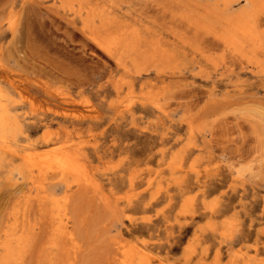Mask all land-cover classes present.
<instances>
[{"label":"rangeland","instance_id":"obj_1","mask_svg":"<svg viewBox=\"0 0 264 264\" xmlns=\"http://www.w3.org/2000/svg\"><path fill=\"white\" fill-rule=\"evenodd\" d=\"M59 1L0 0V264H264V49L219 40L250 4Z\"/></svg>","mask_w":264,"mask_h":264},{"label":"bare ground","instance_id":"obj_2","mask_svg":"<svg viewBox=\"0 0 264 264\" xmlns=\"http://www.w3.org/2000/svg\"><path fill=\"white\" fill-rule=\"evenodd\" d=\"M61 1V0H60ZM59 1V2H60ZM69 1V0H68ZM68 1H66L67 3H68ZM74 1H76V0H74ZM172 1V0H171ZM184 1H186V0H184ZM189 1V0H188ZM188 1H186V2H188ZM207 1H209V0H207ZM206 1V2H207ZM221 1V3L223 4V6L225 7H223L224 8V10H226V9H228V8H231L232 7V5H233V3L234 2H236L237 0H220ZM247 2H248V4H250V8L249 9H247V7H245L246 8V10H244V12L242 11L241 13H238L237 12V10H236V12H237V14L235 15H233V17H228L227 19H228V21L230 22V23H228V24H231V26H229L230 27V29L231 30H229V31H232V34L230 33V35L228 36V38L226 37V34L224 35V36H221L220 38H219V36L216 38V40L219 38V40H221V39H225L226 38V40H227V42H231V43H233L232 45H235V43H238V41H239V48H240V50H238V51H241V52H243V53H241V54H244V52H245V49H246V47H247V44L248 43H250L252 46H253V49H257V50H260L259 48H262V49H264V0H246ZM36 2H37V0H36ZM48 2V1H47ZM52 2V1H51ZM50 2V3H51ZM86 2V1H85ZM190 2H192V3H190ZM194 2H199L198 0H196V1H194ZM193 2V0H191V1H189L188 2V5H189V3L191 4V5H195V3ZM203 3L204 1H200L199 3ZM214 2H216V1H214ZM218 2V1H217ZM241 2V1H240ZM246 2V3H247ZM45 3V2H44ZM55 3V2H54ZM64 3V2H63ZM71 3V2H70ZM73 3V2H72ZM83 3V2H82ZM185 3V2H184ZM183 3V4H184ZM201 3V5L203 6V4ZM41 4V3H40ZM42 4H43V2H42ZM51 4H53V3H51ZM58 4H60L61 5V3H58ZM65 4V3H64ZM63 4V5H64ZM182 4V5H183ZM185 4H187V3H185ZM206 4V3H205ZM217 4V3H216ZM244 4V3H243ZM22 5H25V4H22ZM44 5V4H43ZM48 5V4H47ZM57 5V4H56ZM66 5V4H65ZM74 5V4H73ZM80 5V4H79ZM83 5V4H82ZM82 5H81V7H82ZM86 5V4H85ZM208 5V4H207ZM218 5V4H217ZM46 6V5H45ZM72 6V5H71ZM77 6H78V4H77ZM183 6H185V5H183ZM182 6V7H183ZM198 6H199V4H198ZM197 5H196V7H198ZM201 6V7H202ZM243 6H245V5H243ZM246 6H248V5H246ZM58 7V6H57ZM65 7H67V5L65 6ZM65 7H64V9H65ZM68 7H69V5H68ZM176 7V6H175ZM185 7H187V6H185ZM200 7V8H201ZM212 7V6H211ZM216 7H218V6H216ZM220 7V6H219ZM63 8V7H62ZM71 8V7H70ZM180 8V7H179ZM189 8V7H188ZM193 8H195V7H193ZM205 8V9H204ZM204 8H201V9H204L203 11H206L207 12V10H206V8H207V6L205 5L204 6ZM209 8V7H208ZM239 8V7H238ZM12 9H14V8H12ZM11 9V10H12ZM23 9H24V7H23ZM82 9V8H81ZM90 9V7L88 8V10ZM183 9L184 10H187V9H185L184 7H183ZM199 9V8H198ZM210 9V8H209ZM211 9H214V7H212ZM210 9V10H211ZM232 9V8H231ZM234 9H235V7H234ZM244 9V8H243ZM70 10V9H69ZM68 10V11H69ZM176 10V9H175ZM174 9H173V15L175 16V14L177 15V13H174V12H176ZM189 10V9H188ZM216 10H217V8H216ZM216 10H214L213 12H216ZM230 10V9H229ZM228 10V11H229ZM73 11H74V9H73ZM78 11V10H77ZM77 11L76 12H74V13H77ZM190 11V10H189ZM188 11V12H189ZM199 11H202V10H200L199 9ZM209 11V10H208ZM227 11V12H228ZM12 13H13V11H11ZM19 13L21 12V11H18ZM186 12V11H185ZM191 12L193 13V10H191ZM227 12H226V14L223 16V17H226V15H227ZM234 12V11H233ZM11 13V14H12ZM17 13V12H16ZM16 13H14V16H16V15H18V14H16ZM98 13V12H97ZM179 13V12H178ZM183 13V12H182ZM187 13V12H186ZM194 13H196V11L194 12ZM202 13H205V12H202ZM225 13V12H224ZM229 13H230V11H229ZM71 14V13H70ZM79 14V13H78ZM110 14V13H109ZM199 14H201L200 12H199ZM205 14H211V13H205ZM213 14V13H212ZM219 14H220V12H219ZM74 15V14H73ZM83 15V14H82ZM100 15H103V13L102 14H100ZM112 14H110V16H111ZM178 15H181V14H178ZM177 15V16H178ZM187 15V14H186ZM191 15V18L193 17V15L191 14V13H188V16H190ZM215 15H216V13H215ZM214 15V16H215ZM72 16V15H71ZM80 16V15H79ZM90 16V15H89ZM88 16V17H89ZM97 16V15H96ZM95 16V17H96ZM106 16L108 17L109 15H107L106 14ZM198 16V15H197ZM203 16V15H202ZM219 16V15H218ZM217 16V17H218ZM67 17V16H66ZM73 17V16H72ZM83 17V16H82ZM84 17H86V16H84ZM94 17V18H95ZM102 17V16H101ZM117 17V16H116ZM173 17V16H172ZM181 17H183L182 15H181ZM186 17V16H185ZM199 17H201V16H199ZM210 17H211V15H210ZM81 18V17H80ZM104 18V17H103ZM109 18V17H108ZM119 18V17H118ZM175 19L174 20H177L178 19V17H177V19H176V16L174 17ZM180 18V17H179ZM198 17H195L194 19H197ZM202 18V17H201ZM207 19V21H210L209 19H208V17H206ZM212 18H214V17H211L210 19H212ZM88 19V18H87ZM106 19V18H105ZM181 19V18H180ZM180 19H179V21H180ZM203 19H204V17H203ZM222 19V18H221ZM98 20H99V18H98ZM118 20V19H117ZM181 20H183V19H181ZM198 21L200 20V18L199 19H197ZM213 20V19H212ZM107 21V20H106ZM119 21H120V19H119ZM184 21H186V20H184ZM188 21H191V20H188ZM202 21V20H201ZM201 21H200V23H201ZM214 21V20H213ZM212 21V22H213ZM218 21V20H217ZM216 20H215V22H217ZM15 22V21H14ZM92 22V21H91ZM102 22V21H101ZM104 22H105V20H104ZM110 22H111V19H110ZM115 22V21H114ZM114 22H112V23H114ZM121 22V21H120ZM122 22H124V21H122ZM193 22V21H192ZM195 22H197L196 20H194V22H193V24H191V25H194L195 24ZM206 22V21H205ZM223 22V21H222ZM225 22V21H224ZM10 23H11V21H10ZM100 23V22H99ZM103 23V22H102ZM190 23V22H189ZM189 23H188V25H189ZM197 23H199V22H197ZM202 23H203V25H204V21H202ZM219 23H220V21H219ZM85 24V23H84ZM90 24V23H89ZM97 24V23H96ZM119 24V23H118ZM187 24V23H186ZM206 24V23H205ZM217 24H218V22H217ZM228 24H227V27H228ZM14 25V24H13ZM104 25H107V24H104ZM110 25H114V24H110ZM119 25H121V24H119ZM118 25V26H119ZM183 25V24H182ZM188 25H186V31H188L187 30V28H191V26L190 27H187ZM220 25V24H219ZM218 25V26H219ZM4 26V25H3ZM8 26H10V25H8ZM8 26H6V27H8ZM84 26V25H83ZM108 26V25H107ZM117 26V25H116ZM196 26L198 27V26H200L201 27V24L200 25H197L196 24ZM195 26V27H196ZM14 27H15V25H14ZM13 27V28H14ZM85 27V26H84ZM83 27V28H84ZM96 27H97V25H96ZM113 27V26H112ZM125 27V26H124ZM194 27V26H193ZM206 27V26H205ZM204 27V28H205ZM215 27V26H214ZM86 28V27H85ZM85 28H84V31H85ZM105 28H107L108 29V27H106L105 26ZM104 28V29H105ZM110 28V27H109ZM129 28V27H128ZM185 28H184V30H185ZM203 28V27H202ZM217 28V27H216ZM223 28H224V26H223ZM223 28H222V31H223ZM88 29V28H87ZM122 29V28H121ZM193 29V28H192ZM194 29H196L197 30V28H194ZM208 29V28H207ZM206 28H205V30H207ZM215 29V28H214ZM213 29V30H214ZM220 29V28H219ZM225 29V28H224ZM229 29V28H228ZM89 30V29H88ZM100 30V29H99ZM149 30V29H148ZM156 30V29H155ZM174 30V29H173ZM178 30V29H177ZM184 30H183V32H184ZM196 30H194V32H195V34L197 33L198 34V32H200V31H202V30H200V31H196ZM218 30V29H217ZM104 31V30H103ZM110 31H111V28H110ZM113 31V30H112ZM119 31V30H118ZM157 31V30H156ZM180 31V30H179ZM179 31H172V33H174V32H178V33H180ZM185 31V32H186ZM208 31V30H207ZM100 32V31H99ZM130 32V31H129ZM140 32H142V31H140ZM147 32V30L145 31V33ZM189 32H191V31H189ZM204 32H206V31H204ZM216 32V31H215ZM218 32H219V30H218ZM226 32H228V31H226ZM234 32V33H233ZM89 33H91V32H89ZM105 33V32H104ZM108 33V32H107ZM116 33H118V32H116ZM127 33H128V31H127ZM171 33V34H172ZM182 33V32H181ZM144 34V33H143ZM155 34H156V32H155ZM187 33H185L184 35H186ZM194 33H193V31H192V37H195L194 35H193ZM202 34V33H201ZM207 34H209V32L207 33ZM221 34H222V32H221ZM99 35V34H98ZM151 35V34H150ZM164 35V34H163ZM163 35H162V39L165 37V35H164V37H163ZM174 35V34H173ZM213 35H214V33H213ZM134 36H136V35H134ZM142 36H144V35H142ZM147 36V35H146ZM146 36H145V38H146ZM174 36H176V34L174 35ZM178 36V35H177ZM177 36H176V40H178L179 39V36H178V38H177ZM189 36V33L187 34V36L186 37H188ZM209 36V35H208ZM210 36H211V33H210ZM98 37V36H97ZM152 37V36H151ZM191 37V34H190V36H189V38ZM213 37V36H212ZM211 37V38H212ZM216 37V36H215ZM91 38V37H90ZM126 38V37H125ZM142 38V37H141ZM140 38V39H141ZM157 38V37H156ZM156 38H154V39H156ZM166 38H168V37H166ZM171 38V37H170ZM182 38H184L183 37V35H182ZM182 38H180V40L184 43L185 41H183V39ZM188 38V39H189ZM205 38V37H204ZM210 38V37H209ZM100 39V38H99ZM116 39H118V37H113V40H116ZM174 39V38H173ZM187 40V38H184V40ZM191 39V38H190ZM193 39V38H192ZM191 39V40H192ZM213 39V38H212ZM211 39V40H212ZM215 39V38H214ZM237 39H239V40H237ZM101 40V39H100ZM145 40V39H144ZM147 40H149V38L147 39ZM146 40V41H147ZM167 39H165V41H166ZM205 40V39H204ZM237 40V42H235ZM123 41V40H122ZM125 41H127V40H124V42ZM130 42L132 41V40H129ZM141 41H143V40H141ZM151 41V40H150ZM164 40H162V42H163ZM168 41V40H167ZM175 41V40H174ZM188 41V40H187ZM210 41V40H209ZM214 41V40H213ZM212 41V42H213ZM152 43H153V45L155 44L153 41H151ZM151 42H148V43H150V45L149 46H151L152 47V43ZM156 42H157V40H156ZM205 41H203V43H204ZM207 42V41H206ZM220 41H216V45H218L219 46V43ZM221 42H223V40H221ZM132 43V42H131ZM136 43V42H135ZM134 42H133V45H132V47L134 46V44H135ZM137 43H139V42H137ZM148 43H144V44H146V45H148ZM158 43H159V39H158ZM158 43H157V45H158ZM171 43V42H170ZM169 43V44H170ZM175 43V42H174ZM181 43V42H180ZM210 43V42H209ZM214 43H215V41H214ZM213 43V44H214ZM217 43H219V44H217ZM226 43V42H225ZM230 43V44H231ZM100 44H101V42H100ZM106 44V43H105ZM120 47H121V49H122V45H123V43H121V41H120ZM128 44H130V43H128ZM168 44V43H167ZM179 44V43H178ZM182 44V43H181ZM212 44V43H211ZM210 44V45H211ZM125 45H126V42H125ZM139 45H140V43H139ZM138 45V46H139ZM143 45V44H142ZM165 45V44H164ZM172 45H173V43H172ZM172 45H171V47H172ZM226 46L228 45L227 43L225 44ZM107 46V45H106ZM129 46V45H128ZM138 46H135L136 47V49L138 48ZM159 47H160V45H158ZM170 46V45H169ZM169 46H168V49H170L169 48ZM180 46V45H179ZM178 46V47H179ZM229 46V45H228ZM110 47H113V46H110ZM118 47H119V45H118ZM120 47H119V49H120ZM135 47L134 48H131V49H135ZM151 47H149L148 49H150ZM177 47V46H176ZM176 47H172V49H175ZM181 47V46H180ZM214 48L216 47L215 45L213 46ZM220 47V46H219ZM249 47H250V45H249ZM153 48V47H152ZM152 48H151V50H152ZM154 48H155V46H154ZM153 48V50L156 52V48L154 49ZM205 48V47H204ZM211 49H212V47H210ZM213 48V49H214ZM245 48V49H244ZM109 49V48H108ZM127 49H128V47H127ZM141 49V48H140ZM147 48L145 49L144 48V52H142V53H144L145 54V51H146V54H147V50H148ZM158 49H160V48H158ZM162 50H163V47L161 48ZM160 49V50H161ZM209 49V48H208ZM216 49H218L217 47L214 49V51H217ZM224 49V48H223ZM243 49H244V51H243ZM104 50V49H103ZM123 50V49H122ZM129 50V49H128ZM137 50H139V49H137ZM142 50V49H141ZM140 50V51H141ZM167 50V49H166ZM171 50V49H170ZM105 51V50H104ZM108 51V50H107ZM106 51V52H107ZM130 51V50H129ZM129 51H126L127 53L129 52ZM134 51H136V50H134ZM149 51V50H148ZM154 51H153V53L152 54H154ZM158 51V50H157ZM164 51V50H163ZM173 51V50H172ZM237 51V52H238ZM115 52H116V50H115ZM126 52H125V54H126ZM132 52V51H131ZM171 52V51H170ZM219 52V51H218ZM237 52H236V54H237ZM249 53L250 51H249V49H248V51H246V53ZM252 52V51H251ZM261 52V51H260ZM108 53V52H107ZM123 53V52H122ZM121 53V54H122ZM136 53V52H135ZM135 53H133V54H135ZM157 54H158V52H156ZM202 53H204L203 51H202ZM207 53H209L208 51H207ZM231 53V52H230ZM234 53V52H233ZM109 54V53H108ZM110 54H112V53H110ZM116 54H117V52H116ZM120 54V55H121ZM125 54H123V55H125ZM130 54H132V53H130ZM129 53H128V57H131V55H130ZM143 54V55H144ZM151 54V55H152ZM161 54H162V52H161ZM211 54H213V53H211ZM219 54V53H218ZM223 54H224V51H223ZM264 54V53H263ZM262 54V55H263ZM120 55H118L119 57H120ZM122 55V56H123ZM137 55H138V52H137ZM141 55V54H140ZM220 55V54H219ZM228 56H229V54H227ZM247 55V54H246ZM254 55V54H253ZM112 56H115V55H113L112 54ZM117 56V55H116ZM116 56H115V58H116ZM118 56H117V58H118ZM145 56V55H144ZM147 56V55H146ZM145 56V57H146ZM203 56V55H202ZM205 56V55H204ZM210 57L212 56V55H209ZM215 56V55H214ZM244 56H245V54H244ZM254 56H256V55H254ZM133 57H134V55H133ZM136 57V56H135ZM140 57V56H139ZM216 57V56H215ZM233 57H234V59H235V57L236 56H232V59H233ZM237 57H242L243 58V56H241V55H239L238 56V54H237ZM236 57V61L233 59H229V60H232V61H235V64H237V62H238V64L240 63V61H237L238 60V58ZM246 57V56H245ZM257 57H258V55H257ZM256 57V58H257ZM260 57H261V55H260ZM264 57V56H263ZM262 57V59L261 60H263L264 58ZM117 58H116V60H117ZM121 59H122V57H120ZM132 58V57H131ZM130 58V59H131ZM138 58V57H137ZM203 58H205V57H203ZM253 58V57H252ZM121 59L119 60V61H121ZM144 59V58H143ZM146 59V58H145ZM206 59V58H205ZM217 59V58H216ZM240 60H241V58H239ZM243 59H245V58H243ZM242 59V63H244V60ZM249 59H251V57H249ZM258 59V58H257ZM140 59L138 58L136 61H139ZM212 60V62H213V60H215L214 58L213 59H211ZM259 61H261L260 60V58L258 59ZM118 61V60H117ZM141 61V60H140ZM224 61V60H223ZM226 61V60H225ZM224 61V62H225ZM231 61V62H232ZM245 61H248V57H247V60H245ZM122 62V61H121ZM215 62H217V60L215 61ZM219 62V64H220V61H218ZM222 62V61H221ZM250 62V61H249ZM258 62V61H257ZM262 62V61H261ZM223 63V62H222ZM221 63V64H222ZM226 63V62H225ZM227 63H229L228 61H227ZM233 63V62H232ZM242 63H240V64H242ZM256 63V62H255ZM215 64V63H214ZM217 65H218V63H216ZM234 65V64H233ZM232 65V66H233ZM259 66H261V68H262V65H259ZM228 67V66H227ZM227 67H226V69H227ZM224 67H222L221 69H223ZM230 68V67H229ZM228 68V69H229ZM224 70H225V68H224ZM258 71H259V69H257ZM256 70V71H257ZM264 70V69H263ZM221 71V70H220ZM223 71V70H222ZM226 71V70H225ZM255 71V72H256ZM251 72H252V70H251ZM253 72H254V70H253ZM9 82H10V80H9ZM12 83V82H11ZM237 85V84H236ZM7 91V90H6ZM3 92V91H2ZM2 92L0 91V96H2L3 94H2ZM9 95V94H8ZM11 95V94H10ZM5 96V95H4ZM7 99V98H6ZM11 99V98H10ZM2 100V99H1ZM14 100V99H13ZM3 101V100H2ZM8 101V100H7ZM3 102H5V101H3ZM6 103V102H5ZM13 103V102H12ZM7 106V105H6ZM7 108L5 107V104H3V103H0V140H6L7 139V137H9L8 135L10 134L9 132H10V124L12 125V123H11V121H10V119L11 118H9V113L7 112V110H6ZM17 110V109H16ZM18 111V110H17ZM19 112V111H18ZM87 112V111H86ZM262 112V111H261ZM264 112V111H263ZM11 114V113H10ZM16 114V113H15ZM86 114H88V113H86ZM12 115V114H11ZM24 115V114H23ZM83 115H85V114H83ZM16 116V115H15ZM262 116H264V114L262 115ZM13 117V116H12ZM17 117V116H16ZM14 119V118H13ZM13 122V121H12ZM42 126V125H41ZM191 127V126H190ZM21 128V127H20ZM48 130V129H47ZM48 132V131H47ZM18 133V132H17ZM50 133H52V132H50ZM43 134V133H42ZM11 136V135H10ZM15 136V135H14ZM44 136V135H43ZM12 137V136H11ZM26 137V136H25ZM45 137H46V134H45ZM13 138V137H12ZM11 138V139H12ZM72 138V137H71ZM9 140V139H8ZM33 140V139H32ZM43 140V139H42ZM10 141V140H9ZM69 141H71V140H69ZM32 142V141H31ZM41 142V141H40ZM47 142V141H46ZM13 143H14V141H13ZM34 143V142H33ZM8 146V145H7ZM32 146H33V144H32ZM12 147H14V146H12ZM44 148V147H43ZM63 148V147H62ZM37 150V149H36ZM41 150V149H40ZM57 150V149H56ZM59 150V149H58ZM60 150L62 151V149L60 148ZM32 151H34V150H32ZM42 151V150H41ZM44 153H47V152H45V151H43ZM26 153V152H25ZM49 153V152H48ZM55 154L53 155V160H54V163H55V167L56 168H54V170L56 171L57 170V168L59 169V171H60V173L62 172V173H65L67 170L68 171H70V170H72V169H74L76 166H75V160H77V158L76 159H74V157L72 156V154H70L69 152H67V151H65L64 152V150H63V152H54ZM27 154H30V153H26V155ZM42 154V153H41ZM35 155V154H34ZM74 155V154H73ZM79 155V154H78ZM170 155V154H169ZM28 157H30L29 155H27ZM40 156V155H39ZM38 156V157H39ZM26 157V156H25ZM24 157V158H25ZM35 157V156H34ZM31 158V157H30ZM48 158V157H47ZM26 159H27V157H26ZM34 159V158H33ZM35 159H37V157L35 158ZM35 159H34V161H35ZM40 159V158H39ZM49 159H51V158H49ZM28 160V159H27ZM38 160V159H37ZM42 160V159H41ZM154 160V159H153ZM33 161V160H32ZM79 161V160H78ZM22 162H24L23 160H22ZM36 162V161H35ZM51 162H52V160H51ZM39 163H44L43 161L42 162H39ZM80 163H81V161H80ZM82 163H84V162H82ZM81 163V164H82ZM27 164V163H26ZM37 165H38V163H36ZM78 164V163H77ZM36 165V166H37ZM43 165V164H42ZM83 165V164H82ZM47 166V164L45 165V167ZM77 166H79V165H77ZM81 166V165H80ZM76 167L77 169H81L82 167ZM84 166H85V164L83 165V168H84ZM21 167H22V165H21ZM44 167V166H43ZM25 168V167H24ZM38 168H39V166H38ZM41 168V167H40ZM50 168V166H48V169ZM34 169V168H33ZM32 169V170H33ZM41 169H43V168H41ZM52 169H53V167H52ZM75 170L74 169V171L73 172H75L76 174H78L79 173V171L78 170ZM84 169H86V166H85V168ZM38 170V169H37ZM82 170V169H81ZM22 171V170H21ZM23 171H25V170H23ZM22 171V172H23ZM78 171V172H77ZM239 171V170H238ZM20 174L22 173V172H20V171H18ZM26 172V171H25ZM53 172V171H52ZM36 173V172H35ZM46 173V172H45ZM45 173H44V175L43 176H45ZM54 173V172H53ZM57 173H58V171H57ZM60 173L59 174H53L54 176L56 175V176H58V175H60ZM85 173L86 172H84V175H85ZM37 174H38V172H37ZM66 174H67V172H66ZM80 174V173H79ZM23 175V174H22ZM25 175V174H24ZM90 175V174H89ZM89 175H85V177H86V179H85V177H83V175H81V176H79L78 178L80 179V178H84V180H87L88 178V176ZM102 175V174H101ZM33 176V175H32ZM53 176V177H54ZM71 176V175H70ZM76 176V175H75ZM103 176V175H102ZM92 177V176H91ZM89 178V179H91L92 180V178ZM43 178V177H42ZM68 178V177H67ZM70 178L71 177H69V180H70ZM75 178V177H74ZM159 178V177H158ZM88 179V180H89ZM95 179V178H94ZM93 179V180H94ZM35 180H36V178H35ZM39 180H40V178H39ZM41 180H43V179H41ZM92 180V181H93ZM156 180H157V178H156ZM159 180V179H158ZM95 181V180H94ZM66 182V186L68 185V182H67V180L65 181ZM74 182V181H73ZM73 182H71V183H73ZM90 182V181H89ZM88 182V183H89ZM97 182V181H96ZM158 182V181H157ZM158 183H160V182H158ZM90 184V183H89ZM95 184V183H94ZM91 185H93V184H91ZM108 185V184H107ZM106 185V186H107ZM69 186V185H68ZM95 186H98V183H96L95 184ZM149 186V185H148ZM40 187V186H39ZM99 187V186H98ZM145 187H147V185L145 186ZM108 188V187H107ZM40 189V188H39ZM143 189V188H142ZM38 190V189H37ZM37 190H36V192H37ZM140 190V189H139ZM29 191H31V190H29ZM134 191H136V190H134ZM138 191V190H137ZM44 192V191H43ZM39 193H40V191H39ZM134 193V192H133ZM137 192H135V194H136ZM30 194V193H29ZM35 194H37V193H35ZM43 196V195H42ZM128 196V195H127ZM44 197V196H43ZM123 197V196H122ZM121 197V198H122ZM129 197V196H128ZM131 197V196H130ZM37 198V197H36ZM124 198V197H123ZM127 199V198H126ZM37 200V199H36ZM150 200V199H149ZM184 200V199H183ZM44 201V200H43ZM147 202V201H146ZM146 202H145V204H146ZM182 202V201H181ZM44 203H45V201H44ZM144 203V202H143ZM180 205L182 206V204L180 203ZM179 205V206H180ZM181 206H180V208H181ZM184 206H185V203H184ZM177 208H179V207H177ZM184 209H182V210H184L185 211V208L186 207H183ZM203 208V207H202ZM179 210V209H178ZM181 210V209H180ZM179 210V211H180ZM181 210V211H182ZM190 210H192V208H190ZM176 211V210H175ZM180 211V212H181ZM194 211V210H193ZM125 212V211H124ZM183 212V211H182ZM195 212V211H194ZM146 213V212H145ZM229 213V212H228ZM234 213V212H233ZM180 214H182V213H180ZM180 214H177V215H180ZM143 215H145L144 213H143ZM132 216H133V214H132ZM131 216V217H132ZM145 217V216H144ZM144 217H142V218H144ZM207 217V216H206ZM205 219V218H204ZM231 219V218H230ZM207 220H205V222H206ZM215 221H216V219H215ZM218 221H219V219H218ZM209 222H211V221H209ZM217 222V221H216ZM218 223V222H217ZM220 223V222H219ZM66 224V223H65ZM198 224H200L199 222H198ZM212 224H216L215 222H213ZM68 224H66V226H67ZM206 225V224H205ZM204 225V226H205ZM208 225V224H207ZM224 225V224H223ZM65 226V225H64ZM221 226V225H220ZM195 227L197 228V226L195 225ZM257 227V226H256ZM255 227V228H256ZM199 228V227H198ZM205 229H206V226L204 227ZM231 228V227H230ZM225 229V228H224ZM223 229V230H224ZM198 230H200V229H198ZM204 230V229H203ZM211 230V229H210ZM193 231V230H192ZM195 231V230H194ZM193 231V232H194ZM256 231H260V230H257L256 229ZM68 232V231H67ZM192 232V233H193ZM196 233H198L197 232V230L195 231ZM213 232H214V230H213ZM191 233V232H190ZM256 233V232H255ZM223 234V233H222ZM59 235H61V233L59 234ZM64 235V234H63ZM65 236H68V235H65ZM257 236V235H256ZM62 237V236H61ZM64 237V236H63ZM62 237V238H63ZM185 237V236H184ZM184 237H183V239H184ZM225 237V236H224ZM67 238V237H66ZM73 238V237H72ZM215 238H217V237H215ZM218 238H220V236L218 237ZM63 239H65V238H63ZM223 239V238H222ZM220 240V239H219ZM11 241V240H10ZM119 241V240H118ZM118 241H116V242H118ZM124 241V240H123ZM127 241V240H126ZM188 241V240H187ZM68 242H69V239H68ZM221 242V241H220ZM220 242H219V244H220ZM264 242V241H263ZM119 243H121V242H118V244ZM126 243V242H125ZM128 244V243H127ZM129 244H130V242H129ZM143 244V243H142ZM190 244H191V242H190ZM264 244V243H263ZM76 245V244H75ZM117 245V244H116ZM116 245H114V246H116ZM189 245V244H188ZM72 246V245H71ZM119 246H121V245H119ZM128 246V245H127ZM136 246V245H135ZM138 246V245H137ZM191 246V245H190ZM73 247V246H72ZM131 247V246H130ZM140 247V246H139ZM121 248V247H120ZM115 250H113V251H116V253H117V251L118 250H116L117 249V247H115L114 248ZM119 249V248H118ZM122 249V248H121ZM131 249H132V247H131ZM134 249V248H133ZM133 249L131 250V251H133ZM141 249V248H140ZM125 250V249H124ZM144 250V249H143ZM120 252V251H119ZM146 252V251H145ZM149 252V251H148ZM128 253V252H127ZM138 253H139V251H138ZM119 254V253H118ZM117 254V255H118ZM121 254V253H120ZM120 254L118 255L119 257H120ZM129 254V253H128ZM134 254H135V249H134ZM149 254H150V252H149ZM114 255V254H113ZM115 256H116V254H115ZM114 256V257H115ZM118 256H116V258L118 259ZM131 256V255H130ZM153 256V255H152ZM114 257H112V258H114ZM136 257V256H135ZM145 257H146V255H145ZM150 257V256H149ZM133 258V257H132ZM116 259V260H117ZM130 259V258H129ZM259 259V258H258ZM114 260L115 259H113V262H114ZM115 260V261H116ZM119 260V259H118ZM261 260V259H260ZM132 261V260H131ZM138 261V260H137ZM159 261V260H158ZM126 262V261H125ZM155 262V261H154ZM131 263V262H130ZM156 263V262H155ZM159 263V262H158ZM111 264H115V262L114 263H111ZM143 264V263H142ZM150 264V263H149ZM154 264V263H153ZM157 264V263H156ZM257 264H258V262H257ZM261 264H263V262L261 261Z\"/></svg>","mask_w":264,"mask_h":264}]
</instances>
